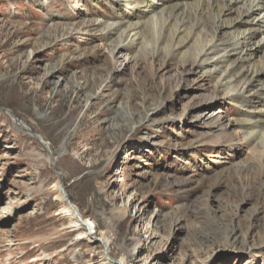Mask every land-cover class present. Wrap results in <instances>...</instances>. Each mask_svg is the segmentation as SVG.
I'll use <instances>...</instances> for the list:
<instances>
[{"label":"rangeland","instance_id":"374dc122","mask_svg":"<svg viewBox=\"0 0 264 264\" xmlns=\"http://www.w3.org/2000/svg\"><path fill=\"white\" fill-rule=\"evenodd\" d=\"M120 10L0 0V264H264V152L237 122L252 117L187 49L102 37L93 20ZM61 181L93 226L65 216Z\"/></svg>","mask_w":264,"mask_h":264},{"label":"bare ground","instance_id":"6f19581e","mask_svg":"<svg viewBox=\"0 0 264 264\" xmlns=\"http://www.w3.org/2000/svg\"><path fill=\"white\" fill-rule=\"evenodd\" d=\"M106 1L116 3L121 10L110 23L93 20L92 25L99 29L102 37L121 49L139 54L149 46L165 57L187 49L181 57L183 62L188 61L191 68L213 79L220 92L244 109L243 118L252 117L251 121L240 119L237 122L243 137L264 152V0ZM123 13H128L129 18L123 17ZM51 28H54L52 33L63 38L77 27L67 29L68 32H59L53 25ZM111 78L101 80V84L106 82L107 88L113 83ZM143 100L145 116L157 111L150 106L154 98L143 94ZM62 198L65 216L77 220L63 194ZM204 208L224 219L228 215L237 218L240 207L214 209L206 204ZM195 220L189 213L186 223L192 225ZM88 222L93 226L91 220Z\"/></svg>","mask_w":264,"mask_h":264},{"label":"water","instance_id":"95a60500","mask_svg":"<svg viewBox=\"0 0 264 264\" xmlns=\"http://www.w3.org/2000/svg\"><path fill=\"white\" fill-rule=\"evenodd\" d=\"M12 114H13V113H12ZM13 116H14V114H13ZM14 118H15L16 122H17L18 124H20V123L17 121V119H16L15 116H14ZM20 125H21V124H20ZM43 145H44V144H43ZM55 162H56V160H55V158H53V159H52V163H53V165H55ZM60 189H61V193L63 194V197H64L65 201L67 202L68 207L71 208V209L73 210L74 214L77 216L78 220H79L83 225L89 227V226L87 225V223L83 220L81 214H79V211H77V209L75 208V206H74V205L72 204V202L70 201V199H69V197H68V195H67V192H66V190H65V188H64V186H63V182H62V181L60 182Z\"/></svg>","mask_w":264,"mask_h":264}]
</instances>
